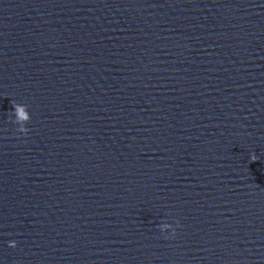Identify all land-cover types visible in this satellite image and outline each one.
Listing matches in <instances>:
<instances>
[{"label":"water","instance_id":"1","mask_svg":"<svg viewBox=\"0 0 264 264\" xmlns=\"http://www.w3.org/2000/svg\"><path fill=\"white\" fill-rule=\"evenodd\" d=\"M0 264H264V150L0 0Z\"/></svg>","mask_w":264,"mask_h":264},{"label":"clouds","instance_id":"2","mask_svg":"<svg viewBox=\"0 0 264 264\" xmlns=\"http://www.w3.org/2000/svg\"><path fill=\"white\" fill-rule=\"evenodd\" d=\"M12 106L14 108L13 115L15 116V119L12 120V123L17 125L18 127L16 128V131L20 134H23L24 136H27L29 133V128H27L25 125L30 121L31 116L28 111V105H21L19 103H12ZM250 160L252 162H255L257 160V156L255 154H252L250 156ZM173 223L175 224V227L173 226ZM173 223H168V222H161L158 227L159 231L161 233H166L169 232V235H165V239H173L176 236L177 229L181 227L180 221L175 220ZM9 247H16V242L15 241H10L9 242Z\"/></svg>","mask_w":264,"mask_h":264}]
</instances>
